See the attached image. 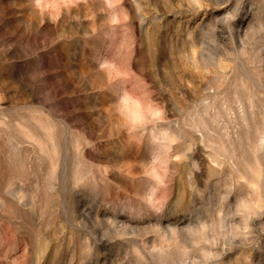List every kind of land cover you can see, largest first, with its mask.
<instances>
[{
	"label": "rangeland",
	"instance_id": "374dc122",
	"mask_svg": "<svg viewBox=\"0 0 264 264\" xmlns=\"http://www.w3.org/2000/svg\"><path fill=\"white\" fill-rule=\"evenodd\" d=\"M0 264H264V0H0Z\"/></svg>",
	"mask_w": 264,
	"mask_h": 264
}]
</instances>
